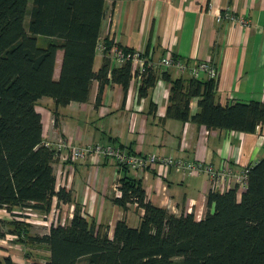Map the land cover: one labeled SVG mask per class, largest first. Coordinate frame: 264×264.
I'll list each match as a JSON object with an SVG mask.
<instances>
[{
  "label": "trees",
  "instance_id": "1",
  "mask_svg": "<svg viewBox=\"0 0 264 264\" xmlns=\"http://www.w3.org/2000/svg\"><path fill=\"white\" fill-rule=\"evenodd\" d=\"M106 3L0 0V210L12 215L31 208L50 214L54 198L61 204L73 203L71 191L57 188V153L44 145L45 128L37 103L45 97L58 107L87 103L96 81L99 104L107 85L119 84L128 92L134 79L132 62L112 66L105 55L102 68L95 71ZM41 38L46 46H40ZM113 46L108 43L106 54ZM59 51L64 59L56 79ZM144 57L148 59V52ZM153 70L148 67L139 84L141 99L155 86ZM163 78L172 86L167 119L247 134L264 124L262 103L221 105L218 82L191 77L186 85L168 72ZM194 99L200 108L197 114H192ZM121 171L122 198L114 202L124 210L135 204L143 210L138 227L120 220L111 238L77 206L69 224H52L49 232L39 236L27 223L1 221L8 231L0 226V238L11 233L18 236L14 242L23 246H43L50 255L34 264H264V160L250 166L248 186L240 198L236 188L210 191L207 204L213 211L202 220L193 213L177 216L156 207L129 167ZM0 264L14 262L0 255Z\"/></svg>",
  "mask_w": 264,
  "mask_h": 264
},
{
  "label": "crops",
  "instance_id": "2",
  "mask_svg": "<svg viewBox=\"0 0 264 264\" xmlns=\"http://www.w3.org/2000/svg\"><path fill=\"white\" fill-rule=\"evenodd\" d=\"M106 2L100 44L108 46L112 42L125 49L148 52L157 76L155 86L141 99L139 83L135 80L127 93L119 84H110L105 87L100 104L98 81L94 82L87 103L58 107L53 99L45 97L37 103L43 117L44 140L60 137L79 146L115 144L143 155L159 154L188 161L204 157L217 169L230 166L242 170L264 160V124L254 134L217 129L203 143V127L194 122L167 119L172 86L163 75L168 72L173 80L181 78L186 85L192 75L175 67L164 69L160 64L169 53L189 67L207 61L220 71L215 82H218L216 95L221 105L264 104V0ZM229 9L238 17L249 19V27L232 25L226 19L217 21V16ZM58 53L56 79H60L64 59V53ZM103 61L104 56L97 51L96 72L102 68ZM191 108L192 114L200 112L198 99L192 101ZM55 167L56 172L64 170L66 183L71 180L73 203H58L61 213L69 220L73 219L78 206L86 217L102 225L111 238L120 220L133 228L140 225L141 214L137 208L124 210L114 202L112 192L123 175L121 170H116L114 161L90 158L68 164L57 160ZM130 175L133 176V172L130 171ZM136 175L144 185L148 200L158 208L182 216L190 214V205L195 202L193 211L197 220L213 211L207 198H203L208 176L187 177L160 165ZM133 211L139 217L132 220ZM1 221L13 220L1 219L0 226ZM2 228L8 231L7 226ZM3 243L0 244L2 257H11L14 264H27L21 243L12 244L14 251Z\"/></svg>",
  "mask_w": 264,
  "mask_h": 264
},
{
  "label": "built area",
  "instance_id": "3",
  "mask_svg": "<svg viewBox=\"0 0 264 264\" xmlns=\"http://www.w3.org/2000/svg\"><path fill=\"white\" fill-rule=\"evenodd\" d=\"M211 8V6H210ZM209 8V9H210ZM224 19L228 20L232 25H241L249 27L251 24L250 20L247 18H240L238 17L234 12H232L230 9L226 10L224 13H221L217 16V21L224 22ZM107 46L104 44L101 45L98 49V51L102 54V56L107 55V57L110 59L112 66H122L125 63H128V61L132 62V68L134 71V79L136 82L140 84L142 77L144 76V73L146 72V69L148 67H152L151 61L148 58L144 57V52L140 51H132L127 52L126 50H123L122 47H119L118 45H114L111 49H109L108 53L106 54ZM161 66L165 68H172L175 67L178 68L183 73H189L192 75V77L196 79H203L206 78L208 80H213L219 78V70L211 65L209 62L205 61L199 64L195 67H189L186 62H184L181 59L175 60L173 55L169 53L165 58L161 60ZM138 84V85H139ZM215 130L209 129L208 127H203L202 129V142L205 143L207 138L214 133ZM45 147H48L52 150H54L57 153V160H61L64 163L72 164L77 163L80 161H84L87 158H92L94 161H101V160H114L117 163L116 170L119 172L121 170V167L128 166L131 172H135L138 174L139 172H146V170H149L151 168H154L158 165L166 167V168H173L177 172L181 173L182 175H185L187 177H199V176H208V183L206 185V188L203 191V198L206 199L208 197V194L210 191L214 192H226L229 190H232V188H236L237 191L245 192L248 182H249V173H250V167H244L242 170H236L234 167L230 166H224L222 168H215L212 164L209 162H206L204 157H199L198 159H195L194 161H188V160H180V159H174V158H168L165 156H160L159 154H139V153H129L126 149L122 147H118L115 144H108V145H87V146H79L72 142H70L67 139H59L58 140H45L44 141ZM58 176V185L65 186L66 181L65 179V172L63 169H60V171L56 172ZM62 182L60 183V181ZM71 180H68L67 186L70 184ZM114 189L116 191V195L119 198H122V190L121 186L118 183H115ZM70 190V189H69ZM239 198L242 196L243 193H238ZM56 208H58L57 205H54ZM130 206V205H129ZM134 206H137L135 204ZM190 208V214L193 213V207L191 203ZM132 207V205L130 206ZM27 211L35 212L31 208H25ZM19 211L18 214L25 215L27 212L24 213V211ZM59 210V209H58ZM142 210V209H141ZM6 211V210H5ZM143 211V210H142ZM17 211H14L16 213ZM37 213V212H36ZM39 213V212H38ZM50 213L55 216L62 217V220L60 222L61 225L69 224V220L67 218V215L64 213H61L60 210H51ZM28 215V214H27ZM50 217L44 215V222ZM58 219L54 221L55 223L58 222ZM53 223V222H52ZM18 238V237H17ZM16 238V239H17Z\"/></svg>",
  "mask_w": 264,
  "mask_h": 264
},
{
  "label": "rangeland",
  "instance_id": "4",
  "mask_svg": "<svg viewBox=\"0 0 264 264\" xmlns=\"http://www.w3.org/2000/svg\"><path fill=\"white\" fill-rule=\"evenodd\" d=\"M30 4H31V2H30ZM28 24H29V18H28V20L26 21V28H28ZM39 42H40V46L42 47V46H46V43L45 42H43V40H42V38L41 39H39ZM132 73L134 74V71H132ZM190 75V74H189ZM59 139H62V138H60L59 137ZM87 159H90V158H87ZM92 159V158H91ZM112 161H114V160H112ZM114 163H115V167L117 168V163H116V161H114ZM133 177H137V175H136V173L135 172H133ZM62 182V180L60 181V183ZM67 184L68 183H66V185L65 186H63V185H61V186H59L58 185V187L57 188H59V189H61V187L62 188H66L68 191H71V190H69V189H71L70 188V186H71V182H70V184L67 186ZM238 193H245V192H242V191H239L238 190ZM112 194H113V197L114 198H119V197H117V195H116V191H115V189H113V192H112ZM243 194H241V195H243ZM238 196H239V194H238ZM53 200H55L56 201V203H54V205H57L58 206V208H56L54 205H53V210L55 209V210H57V211H59L60 210V207H59V205H58V203H59V201H57V198H54ZM60 204V203H59ZM194 205H196L195 204V202H192V206H194ZM134 208H138L137 206H133ZM132 207V208H133ZM195 207V206H194ZM131 208V207H130ZM129 208V209H130ZM131 208V209H132ZM59 209V210H58ZM139 211V213L141 214V216L143 215V211L140 209V210H138ZM18 212L19 211H17L16 213H13L12 215L11 214H9V213H7V212H5V210L4 209H1L0 210V220L1 219H9V218H11V220H16V221H19V222H23V223H27V224H29V226H35V229L34 228H32V233H33V235H42V234H45V231H47V229H49L50 230V228H51V226H52V224H56V225H61L60 224V222L61 221H63L62 220V218L64 217V216H62V217H59V219H58V217L57 216H55L54 214L52 215V213H50V214H42V213H36V212H32V211H24V213L25 212H27V214H25V215H22V214H18ZM61 212V211H60ZM44 215H46V216H48V217H50L46 222V224H45V220H44ZM132 218V220L133 219H137V217H139V215H138V213L137 212H134L133 211V213H132V216H131ZM56 219H58V222H54V221H56ZM68 219V217L66 218V220ZM69 220V219H68ZM53 222V223H52ZM71 222V220H69V223ZM63 226V225H62ZM8 230V229H7ZM49 232V231H48ZM47 233V232H46ZM18 236L17 235H12L11 233H7L6 234V236L4 237V238H2V239H0V244H2L3 242V245H5L6 246V248L7 249H9L10 251H14L15 250V248L13 247L14 245H12V244H14V243H16V242H14L15 240H17L16 238H17ZM13 242V243H12ZM2 245V246H3ZM22 248H24V250L26 251V254H25V258H24V260H25V263H27V264H34L35 262L36 263H40V262H43L44 260H43V258H45V257H47L48 256V253H47V250H45V248L43 247V246H36V245H25L24 247H22ZM23 251V250H22ZM25 251H23V253L25 252ZM24 255V254H23Z\"/></svg>",
  "mask_w": 264,
  "mask_h": 264
}]
</instances>
